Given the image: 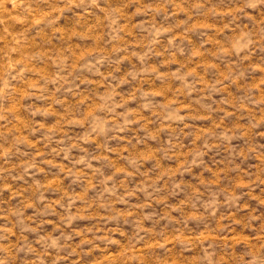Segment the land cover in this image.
Masks as SVG:
<instances>
[{
	"label": "rangeland",
	"instance_id": "1",
	"mask_svg": "<svg viewBox=\"0 0 264 264\" xmlns=\"http://www.w3.org/2000/svg\"><path fill=\"white\" fill-rule=\"evenodd\" d=\"M0 264H264V0H0Z\"/></svg>",
	"mask_w": 264,
	"mask_h": 264
}]
</instances>
